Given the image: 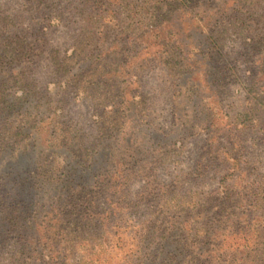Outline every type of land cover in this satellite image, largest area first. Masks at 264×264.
<instances>
[{
	"label": "rangeland",
	"instance_id": "obj_1",
	"mask_svg": "<svg viewBox=\"0 0 264 264\" xmlns=\"http://www.w3.org/2000/svg\"><path fill=\"white\" fill-rule=\"evenodd\" d=\"M264 264V0H0V264Z\"/></svg>",
	"mask_w": 264,
	"mask_h": 264
},
{
	"label": "trees",
	"instance_id": "obj_2",
	"mask_svg": "<svg viewBox=\"0 0 264 264\" xmlns=\"http://www.w3.org/2000/svg\"><path fill=\"white\" fill-rule=\"evenodd\" d=\"M90 263V261L88 262V264Z\"/></svg>",
	"mask_w": 264,
	"mask_h": 264
}]
</instances>
